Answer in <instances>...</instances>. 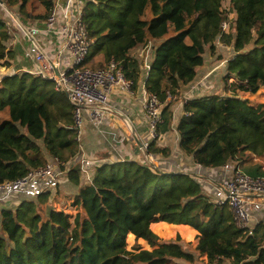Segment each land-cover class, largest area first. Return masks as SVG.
Masks as SVG:
<instances>
[{
    "label": "trees",
    "instance_id": "obj_1",
    "mask_svg": "<svg viewBox=\"0 0 264 264\" xmlns=\"http://www.w3.org/2000/svg\"><path fill=\"white\" fill-rule=\"evenodd\" d=\"M2 1L16 8L24 24L28 19L43 24L54 7V0ZM222 2L86 0L82 9L90 39L82 67L101 68L114 60L135 89L141 70L129 52L154 42L145 90L163 103L167 127L172 97L195 79L207 47L214 54L217 39L233 47L223 76L225 94L185 99L177 125L181 150L208 168L242 164L247 152L264 157V100L248 97L264 94V0H230L236 18L228 32L222 29L228 20ZM10 38L0 21L4 66L15 57V49L7 46ZM73 115V104L65 94L57 96L52 81L28 72L2 75L0 181L22 177L49 157L63 162L76 158L80 142ZM146 151L171 152L155 140ZM166 172L127 159L93 165L85 178L80 165L73 164L68 180L78 188L75 214L56 208L45 212L50 193L0 209V264H180L178 259L191 264L195 253L205 255L207 264H264L261 223L249 234L236 225L228 204L214 202L196 178ZM157 222L195 229L194 250L186 249L180 236L162 240L151 227ZM130 233L151 249L137 242L128 248Z\"/></svg>",
    "mask_w": 264,
    "mask_h": 264
},
{
    "label": "built area",
    "instance_id": "obj_2",
    "mask_svg": "<svg viewBox=\"0 0 264 264\" xmlns=\"http://www.w3.org/2000/svg\"><path fill=\"white\" fill-rule=\"evenodd\" d=\"M84 4V0H54L52 13L43 22L45 28H40L37 24L27 26L16 11L5 2H0V21L5 23L11 36L10 44L14 46L20 41L16 31L28 41L26 46L22 44L24 55L35 67L21 70L52 81L55 91L64 93L73 104L80 148L85 121L97 127L109 109L114 88L117 85L131 87V81L124 77L121 67L114 60L101 68L81 66L90 52V39L82 19ZM228 21L222 24L226 32L230 30ZM51 32L59 35L56 51L42 43V35ZM153 52L154 46L150 41L143 50L146 74L151 67ZM143 107L148 119V139L143 142V148L147 149L148 144L159 136L163 103L156 94L145 91ZM78 155L69 162L49 157L43 166L29 170L22 177L0 181V208L10 207L8 204L13 203L15 196L35 199L41 194L56 192L73 164H79L83 176L89 178L91 167L101 162ZM214 169L223 173L219 178L213 177L207 181L204 193L219 205L228 204L236 225L249 234L260 223L264 229V176L245 172L239 161H231Z\"/></svg>",
    "mask_w": 264,
    "mask_h": 264
},
{
    "label": "crops",
    "instance_id": "obj_3",
    "mask_svg": "<svg viewBox=\"0 0 264 264\" xmlns=\"http://www.w3.org/2000/svg\"><path fill=\"white\" fill-rule=\"evenodd\" d=\"M42 36L43 45L45 44L56 51L59 46L58 33L51 32L43 34ZM214 44L216 47L215 50L218 49L219 52L216 55L211 52L207 54V47L204 56L205 62L198 68L195 79L186 85H181L177 98L172 97L170 106L172 118L170 126L167 127V125L162 122L160 124L159 136L155 139V142L159 147L170 148V154L165 156L161 153H147L144 148H140L139 153L136 151L137 141L145 142L148 139V119L143 107L146 91L145 79L147 75L143 65L144 47L137 46L129 52L130 56L137 60L141 70L137 87L132 89L131 87L128 88L123 85H117L110 96L109 109L105 113L100 124L96 127L88 120L85 121L83 140L78 157L85 156L91 159L94 157L97 159L93 160H101L102 162H107L108 160L111 162L124 161L127 159L137 160L141 163L159 168L162 171L188 173L201 182L203 188L207 185V181L210 180V178H219L220 174L223 173L222 170H215L214 168L203 167L196 164L193 162L191 156L185 154L181 150L180 135L177 131L179 119L183 114L185 99L210 93L225 94L223 76L226 73L227 60L232 57V54L226 56L221 46L226 47V49L233 47L223 44L218 39ZM220 53L223 54V58L220 57ZM165 117H167V114L163 118ZM256 159L260 165L258 166L259 169L264 171V160L262 161L258 157L254 160ZM241 166L244 170L243 163ZM245 172L251 173L250 171ZM69 186L71 192L75 195L78 188L69 182L68 176L66 175L62 179L59 189L70 192Z\"/></svg>",
    "mask_w": 264,
    "mask_h": 264
},
{
    "label": "rangeland",
    "instance_id": "obj_4",
    "mask_svg": "<svg viewBox=\"0 0 264 264\" xmlns=\"http://www.w3.org/2000/svg\"><path fill=\"white\" fill-rule=\"evenodd\" d=\"M222 4H223L224 10L226 11V13L228 15V20H229L228 22H229L230 28L232 29V27H233L232 25L234 24V20L236 18V13L232 8L230 0H223ZM13 10L17 11L16 8H13ZM34 24H37L39 27L45 28V24L36 23L35 19H28L27 20V23H26L27 26L28 25H34ZM16 33L18 34V39L20 41L19 42L17 41V44L14 46H12L10 44L11 38L7 42L8 47L15 48L16 54H15L14 60L10 62V65L4 66V65H2V63L0 64V77L4 74L12 75L15 73L27 72V71L21 70V68H24V67H26V69H30V70L35 67L33 65L34 63L29 62L28 59H26V57L24 55L23 45L26 46L28 44L27 39L22 34H20L18 31H16ZM20 43L23 45H21ZM221 47H222L223 52L226 56H229L230 54H232V55L234 54L233 48H227L226 49V47H224V46H221ZM209 52H210V50L208 49L207 54H209ZM218 52H219V50L217 49V50H215L214 54L216 55ZM220 57L221 58L224 57L222 53H220ZM34 76H37V75H34ZM63 95H64V93L57 92L58 97H62ZM244 96H247V95H244ZM248 97H250L251 100H253L256 103L262 102L264 100V94L262 93V91H257L251 95H248ZM256 156L260 160H262V161L264 160V157H260L258 155L254 156L249 152L246 153L245 157H247V158L243 162L244 170L250 171L251 173H257L259 175H262L264 173V171L259 169L258 166H260V165H259L258 160L257 159L254 160L255 158H257ZM92 158L97 159L94 157H92ZM108 161L111 162L110 160H108ZM107 162H104V163H107ZM101 163H103V162L101 161ZM69 189H70V192H65L64 190L59 189V188L56 190V192H53L49 197L48 203L43 206L44 211L46 212L50 208H56V209H64L68 213L75 214L76 211L74 210V207L72 205V202L74 200V193L71 192L70 186H69ZM21 200H22V198L15 196L12 200L13 203H9L8 205H11L10 207L15 208V206L18 205V203ZM151 227H152L153 231L162 240H175L177 238V236H180L182 244L186 249L194 250V248L196 247V245L198 243L197 231L190 226H188V227L174 226L173 224H169L166 222H157V223L152 224ZM136 242L141 244L146 249H151L149 247L148 243L144 239H142V238L136 239V237L133 234L127 235L128 248H131L132 245L135 244ZM195 256H196V261L194 263H191V264H207V257L205 255L198 256V254L195 253ZM177 261L180 264H190V263H187L181 259H178ZM226 264H230L229 261L226 262Z\"/></svg>",
    "mask_w": 264,
    "mask_h": 264
},
{
    "label": "water",
    "instance_id": "obj_5",
    "mask_svg": "<svg viewBox=\"0 0 264 264\" xmlns=\"http://www.w3.org/2000/svg\"><path fill=\"white\" fill-rule=\"evenodd\" d=\"M0 2H2V0H0ZM140 148H143V142H141V141H137V147H136V151H137V153H139V150H140ZM167 173V172H166ZM181 173V172H180ZM182 173H184V174H188V173H185V172H182ZM192 176V175H191Z\"/></svg>",
    "mask_w": 264,
    "mask_h": 264
}]
</instances>
